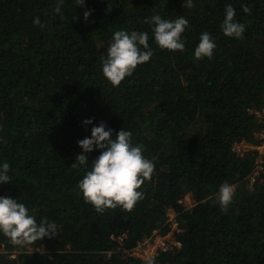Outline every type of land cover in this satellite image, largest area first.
<instances>
[{
  "label": "trees",
  "instance_id": "16d2710c",
  "mask_svg": "<svg viewBox=\"0 0 264 264\" xmlns=\"http://www.w3.org/2000/svg\"><path fill=\"white\" fill-rule=\"evenodd\" d=\"M56 3L0 0V165H10L11 177L0 197L23 203L38 224L57 225V236L24 246L0 233V264H264V179L250 186L255 155L233 151L260 130L249 109L264 105V0H193L192 8L184 0H85L83 7L64 0L62 15ZM227 5L245 26L239 39L222 31ZM154 15L188 20L183 52L155 43L154 25L145 22ZM120 30L147 32L153 55L113 86L101 57ZM204 32L216 47L197 60ZM101 122L114 134L130 131L154 164L131 211L101 214L78 188L100 155L71 167L82 153L78 141ZM224 182L234 187L227 211L216 200ZM187 195L189 209L180 203ZM170 209L181 248L150 263L113 252L123 235L132 248L166 233Z\"/></svg>",
  "mask_w": 264,
  "mask_h": 264
},
{
  "label": "clouds",
  "instance_id": "9594fccd",
  "mask_svg": "<svg viewBox=\"0 0 264 264\" xmlns=\"http://www.w3.org/2000/svg\"><path fill=\"white\" fill-rule=\"evenodd\" d=\"M64 0H57L54 12L62 15ZM85 0H75V6L83 7ZM183 8H192L193 0H184ZM108 11H111L109 6ZM242 11L251 14V8L243 6ZM91 12L85 11L84 20L88 21ZM236 12L231 5L225 8L222 31L227 37L241 38L245 26L235 21ZM78 19V18H76ZM146 23L154 25L152 32L155 43L161 49L181 51L185 44L181 39L182 33L188 26L184 16H177L174 20L163 19L154 15ZM34 24L41 25L40 19H34ZM147 32L131 33L120 30L112 37V43L107 49V58L101 57L102 73L113 85L119 86L121 82L133 74L138 65L148 62L153 52L149 47ZM216 45L209 33L204 32L195 49L197 60L204 57L211 58ZM143 49V50H142ZM92 124L91 120L84 122ZM115 135V138L113 136ZM132 133L122 128L114 134L111 128L103 122L91 130V137L78 141L82 153L77 155L71 167L76 168L89 163L88 155L99 151L100 155L91 162V170L79 182L78 188L83 194L86 203L93 205L97 212L103 213L106 209L117 206L131 211L137 201L142 198L138 191L145 180L151 178L154 164L143 155L142 145L131 143ZM10 165H0V184L11 183L9 176ZM234 196V187L227 182L222 183L217 193L216 200L223 211H227ZM0 233L14 245L24 246L45 237L51 239L57 236V225L52 222L41 221L37 223L35 217L29 214L23 203H18L11 197H0Z\"/></svg>",
  "mask_w": 264,
  "mask_h": 264
},
{
  "label": "built area",
  "instance_id": "2783aa9c",
  "mask_svg": "<svg viewBox=\"0 0 264 264\" xmlns=\"http://www.w3.org/2000/svg\"><path fill=\"white\" fill-rule=\"evenodd\" d=\"M249 112L255 117L260 130L255 134V141L243 139L235 142L233 151L239 157H244L248 154L255 155L254 170L247 177L249 185L253 186L259 179H264V105L259 108L250 109ZM166 223L168 226L166 233L156 231L152 236L138 242L132 248L124 246V241L127 238L126 235L116 238L117 245L113 252H116L123 258H134L144 263H150L156 260L161 253L181 248L182 244L177 237V233L181 232V229L178 214L174 209L169 210Z\"/></svg>",
  "mask_w": 264,
  "mask_h": 264
},
{
  "label": "rangeland",
  "instance_id": "374dc122",
  "mask_svg": "<svg viewBox=\"0 0 264 264\" xmlns=\"http://www.w3.org/2000/svg\"><path fill=\"white\" fill-rule=\"evenodd\" d=\"M252 109H255V108H252ZM180 203H182L184 205V207H186L188 209L192 208L194 206V201L192 200V198L189 195H187Z\"/></svg>",
  "mask_w": 264,
  "mask_h": 264
}]
</instances>
